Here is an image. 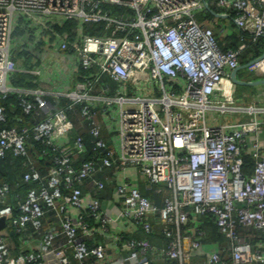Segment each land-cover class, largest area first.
<instances>
[{"label":"built area","instance_id":"1","mask_svg":"<svg viewBox=\"0 0 264 264\" xmlns=\"http://www.w3.org/2000/svg\"><path fill=\"white\" fill-rule=\"evenodd\" d=\"M215 3L238 31L264 36V0ZM206 8L0 0V160L25 168L0 180V264H152L155 246L133 233L157 226L168 261L264 264V100L234 96L244 44L222 48L199 17ZM244 66L264 69V52ZM140 183L170 195L157 206ZM208 220L223 241L209 238ZM107 234L124 255L107 258Z\"/></svg>","mask_w":264,"mask_h":264},{"label":"trees","instance_id":"2","mask_svg":"<svg viewBox=\"0 0 264 264\" xmlns=\"http://www.w3.org/2000/svg\"><path fill=\"white\" fill-rule=\"evenodd\" d=\"M208 2V8H206L202 13L199 14V17L201 19H206L209 22L217 18V14H221L225 12L221 7L216 5L215 0H207ZM229 22L231 26L235 29L232 33L225 34L224 36H219L221 33L217 31L215 34L218 37L219 43L222 48L226 47H232V48H237L239 45L244 44L243 49L240 52L239 55V61L241 64H245L249 58L251 57H256L257 55L261 54L264 52V36L258 37L256 39H253V36L249 33H242L238 31L231 20L230 17ZM220 24V23H219ZM220 26H217L214 28V31L218 30ZM18 31V30H17ZM14 32V34H17L19 32ZM223 32V31H222ZM15 36V35H14ZM242 37V39H240ZM221 38V39H220ZM25 52H23L24 54ZM23 75L21 74H16V77L18 79L14 80V83L19 84L20 83V78ZM6 105L8 106V110H13L15 112H19V109L16 107H11L9 104L15 103L14 98H8L5 101ZM89 141V140H88ZM92 142L90 141L88 143V147L92 149ZM92 152L87 154L86 157L89 158L91 156ZM21 158H16L12 154H8L6 157L0 160V180H6L10 183H14L15 181L19 180L20 176L22 175L24 171V167L21 166ZM252 167V159L250 158L249 155H244V168L250 169ZM41 169V168H40ZM42 172V171H41ZM28 187L27 184H20L18 186H14L13 191L16 193H24V190ZM139 187L141 189V192L146 195L153 203H155L157 206H162L164 203V199L170 195V190L166 187L161 185L160 186H153L151 188H146L142 183L139 184ZM156 187H159V190H156ZM196 217H191L187 223V227L191 226L192 224L195 223ZM203 227L207 230L209 233V238L213 240H218V241H223L224 238L220 235L218 232L216 226L211 222L210 220L204 221L203 222ZM159 230V226L155 227L150 233H145L141 228L136 227L133 235L135 236H142V237H148L149 240L151 241L152 236ZM143 234V235H142ZM163 234V233H162ZM126 236H131V234L127 233ZM97 237V235H95ZM92 239L87 240V243L90 245L92 242ZM152 243V242H151ZM174 262V261H171Z\"/></svg>","mask_w":264,"mask_h":264},{"label":"crops","instance_id":"3","mask_svg":"<svg viewBox=\"0 0 264 264\" xmlns=\"http://www.w3.org/2000/svg\"><path fill=\"white\" fill-rule=\"evenodd\" d=\"M216 17L217 18H215L214 20H212L211 22H209L208 25L211 26L213 28V30H214V28H216L215 24L216 23H220L221 26H222V28L219 27V29L215 31L216 33H217V31L221 33L219 36L222 37L225 34L232 33L235 30L233 28V26L229 25L230 24L229 18H227L226 15H223V13H221V14H217ZM17 32H19V33L14 34L15 35L14 37H18V36L23 35L25 33V31L23 29H19ZM22 57L24 58V62L25 63H30L25 56H22ZM236 73H237V71H236ZM259 73H261V70L258 71V74ZM256 78L261 79V78H264V77L262 76V74H259V76L257 75ZM242 85H244V84H242ZM261 86L264 88V83H262ZM252 97L254 99V94L253 93L251 95V98ZM130 173H131V175L132 174L133 175H136L133 170H130ZM106 192H107L108 196H110L111 195V192H112L111 187H108L106 189ZM95 235H97L96 238H99L100 237V234L99 233H96ZM140 237H142V236H140ZM104 242H105V246H106L107 258L124 255V248L121 245L115 243L114 242V239L111 237L110 234H107ZM151 242H152V244L156 248V249L151 250L149 252V257H150V260H151L152 264H177V262L168 261L162 255V253L160 252V250L165 247V243H166V238L162 234L160 228L152 236Z\"/></svg>","mask_w":264,"mask_h":264},{"label":"rangeland","instance_id":"4","mask_svg":"<svg viewBox=\"0 0 264 264\" xmlns=\"http://www.w3.org/2000/svg\"><path fill=\"white\" fill-rule=\"evenodd\" d=\"M215 26H220L219 23H216ZM222 28V27H221ZM221 39V38H220ZM59 64L57 58L54 55H51L48 59L47 65L49 66H57ZM262 76L264 77V69H261ZM258 72H249L246 70L245 66L240 67L237 70L236 78L238 80H245V81H252L257 80V75L259 76ZM262 84H255V85H242L238 84L235 87V93L234 96L237 98L238 101L248 102V101H256L260 99V102H263L264 100V88L261 86ZM252 93L254 94L251 98ZM257 235H264L263 231H257Z\"/></svg>","mask_w":264,"mask_h":264},{"label":"water","instance_id":"5","mask_svg":"<svg viewBox=\"0 0 264 264\" xmlns=\"http://www.w3.org/2000/svg\"><path fill=\"white\" fill-rule=\"evenodd\" d=\"M240 67H244V64H241L238 68ZM238 68L233 69L230 73V78L238 84H244V85H255V84H262L264 83V78L261 79H257V80H252V81H245V80H238L236 78V71L238 70ZM4 224V219L0 218V226H3Z\"/></svg>","mask_w":264,"mask_h":264}]
</instances>
